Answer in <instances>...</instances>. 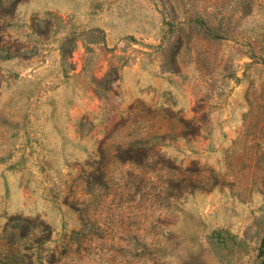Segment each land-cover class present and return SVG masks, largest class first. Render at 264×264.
Instances as JSON below:
<instances>
[{"label":"rangeland","instance_id":"1","mask_svg":"<svg viewBox=\"0 0 264 264\" xmlns=\"http://www.w3.org/2000/svg\"><path fill=\"white\" fill-rule=\"evenodd\" d=\"M0 264H264V0H0Z\"/></svg>","mask_w":264,"mask_h":264}]
</instances>
